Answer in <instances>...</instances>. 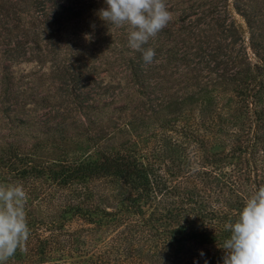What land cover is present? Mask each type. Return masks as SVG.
Returning <instances> with one entry per match:
<instances>
[{
  "label": "trees",
  "instance_id": "1",
  "mask_svg": "<svg viewBox=\"0 0 264 264\" xmlns=\"http://www.w3.org/2000/svg\"><path fill=\"white\" fill-rule=\"evenodd\" d=\"M38 2L37 15L51 16L45 13L46 3ZM52 5L53 20L82 13L81 8L72 13L76 9L64 0ZM7 18L0 14L4 25ZM15 18L22 22L19 11ZM25 26L22 22L20 27ZM156 38L144 46L155 49L153 63L145 64L135 50L125 63L131 71L130 89L143 96L131 101L129 111L136 118L157 115L166 131L172 130V113L178 137L166 145V133L147 131L146 142L144 133L132 132L115 148L52 160L39 154V144L0 146V183L24 185L31 230L27 251L18 250L8 264H223L220 246L229 235L225 221L237 218L253 184L264 185V56L246 79L204 90L205 82L195 81L201 71L197 66L188 78L190 96L173 90L171 99L163 92L152 97L169 88L158 81L164 78L158 69L165 68L160 57L187 55L179 48L158 49ZM22 44L27 46L18 41ZM179 149L188 161L171 166ZM115 183L125 192L112 200L109 190ZM75 221H80L79 228H74Z\"/></svg>",
  "mask_w": 264,
  "mask_h": 264
},
{
  "label": "rangeland",
  "instance_id": "2",
  "mask_svg": "<svg viewBox=\"0 0 264 264\" xmlns=\"http://www.w3.org/2000/svg\"><path fill=\"white\" fill-rule=\"evenodd\" d=\"M38 1L46 3L45 13L53 16L52 3L62 0H18V4L0 0V14L8 17L5 25L0 22V146L39 144V154L52 160L115 148L132 132L144 133L141 139L146 141L145 133L155 130L166 133L163 144L175 141L180 129L172 125V113L168 112L171 131L161 127L163 121L157 115L136 118L130 113L135 103L131 101L143 96L130 89L131 71L125 65L133 54L128 46L129 29L100 18L104 0H64L76 9L72 13L79 8L82 13L73 18L63 15L61 21L38 16ZM167 5L173 19L158 34L157 47L162 51L179 48L187 55L184 59L158 56L165 67L158 69L164 76L158 81L169 88L152 97L163 92L171 99L173 90L190 96L188 78L197 66L200 77L194 79L205 82L204 90L246 79L247 71L264 56V0H167ZM18 11L29 27H20L22 22L15 18ZM251 34L257 37L253 42ZM18 41L27 46H19ZM35 41L40 45H33ZM80 99L84 101L78 104ZM124 121L131 125L126 128ZM182 152L173 153L171 166L188 161ZM121 191L125 192L113 184L111 199ZM79 225L75 221L74 228Z\"/></svg>",
  "mask_w": 264,
  "mask_h": 264
},
{
  "label": "clouds",
  "instance_id": "3",
  "mask_svg": "<svg viewBox=\"0 0 264 264\" xmlns=\"http://www.w3.org/2000/svg\"><path fill=\"white\" fill-rule=\"evenodd\" d=\"M100 18L117 28L127 27L128 46L142 53L145 64L156 56L145 48L173 19L167 0H104ZM28 195L22 183H0V264H8L17 251H27L31 230L26 211ZM223 264H264V185L248 190L237 218L224 223ZM201 256L203 253L201 252ZM205 264H208L205 260Z\"/></svg>",
  "mask_w": 264,
  "mask_h": 264
}]
</instances>
